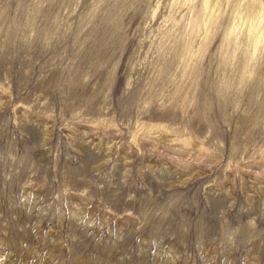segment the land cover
<instances>
[{
  "label": "rangeland",
  "instance_id": "374dc122",
  "mask_svg": "<svg viewBox=\"0 0 264 264\" xmlns=\"http://www.w3.org/2000/svg\"><path fill=\"white\" fill-rule=\"evenodd\" d=\"M197 2L0 0V264H264V35L253 53L224 2L216 23ZM21 103L52 116L49 151L16 127ZM148 129L160 155L132 143ZM67 130L115 139L99 172ZM119 148L138 151L126 183ZM140 158L167 168L141 180ZM66 194L85 198L82 222Z\"/></svg>",
  "mask_w": 264,
  "mask_h": 264
},
{
  "label": "bare ground",
  "instance_id": "6f19581e",
  "mask_svg": "<svg viewBox=\"0 0 264 264\" xmlns=\"http://www.w3.org/2000/svg\"><path fill=\"white\" fill-rule=\"evenodd\" d=\"M188 1V0H182ZM226 4V7L228 8V16L233 18L239 19L240 24V32L243 34V38L252 45L253 47V53L255 52L258 44L260 43L262 36L264 35V0H198L196 5L193 6H186V11L189 14H205L208 18V21L214 20V23H216L219 19V17L222 16V9L221 5L222 3ZM193 14V15H194ZM3 89V88H1ZM6 89H3V92L6 93ZM21 102H27L26 99H21ZM9 103V97L2 98L0 97V108L5 109ZM40 109V112L38 110ZM37 111L32 105H24V103H21V105H18L14 108V120L16 127L24 131L25 128H27V123L35 124L37 125L43 134V147H48V151L51 149V138L53 135V124L51 121L52 116L51 115H41V110L46 111L47 109L39 108ZM43 111V112H44ZM151 129L144 130L141 132H135L132 133V143L133 145H136L135 147H139L142 151V142L145 140H151L155 141L156 143V151L155 155H160L161 153L158 151L161 146L164 145V141L167 137L164 136V134H159L154 136L151 133ZM117 133L121 134V131H117ZM67 136V142L72 147L74 151H82V142L87 141V143L91 146V149L93 150L94 154L99 156L96 160L95 167L100 171V168L107 164L108 161L111 159L113 154V149L116 146L115 139L112 136H107L105 133L103 140L95 141L93 138H89L90 136L86 133V131H70L67 130L65 133ZM130 143L129 146L132 144ZM132 146V145H131ZM136 148V149H137ZM138 151L131 152V151H124L120 150V148L117 151V156L114 159V162L112 164V172L116 170L118 167V164H123V171H122V180L123 183H126L129 178L131 177V166L133 164V161L135 159V154ZM91 155L90 159L94 158ZM95 156V157H97ZM145 158V157H144ZM88 159V161L90 160ZM159 168H153L150 163L146 162L145 159L138 161L136 167H137V176L141 180L144 179L146 170L149 171H165L166 170V163L164 160L160 161ZM88 164V163H86ZM22 171H24L22 169ZM23 173H19L15 180L16 181H22ZM22 179V180H21ZM34 177L32 178V180ZM190 180V177L184 178L181 182H177L179 184H182ZM253 181V180H252ZM249 183V182H248ZM260 185V184H259ZM243 187V186H242ZM253 188V187H252ZM251 189V188H250ZM232 189L225 188L223 190H218L214 188H207L205 189V192L211 191L214 194H222L226 195L229 198V203L232 205L234 201V192L231 191ZM249 192V190H248ZM209 193V192H208ZM262 204H261V214H264V192H262ZM24 198L26 201L30 202L29 196L32 195L31 192H24ZM65 194H61L59 196L60 200L63 199ZM248 195V194H247ZM67 197V194H66ZM65 198V197H64ZM248 200V203H250L248 209L250 210L252 208V201H255L252 199L251 194H249L248 197H246ZM36 199V198H35ZM35 199L32 201V205L35 203ZM85 201V198L82 196H76V195H69L67 197V205L70 216L73 218V222L80 223L83 221V215H84V208H83V202ZM131 202L127 201V204H130ZM228 203V204H229ZM63 211L61 208H59L58 216L59 219H63ZM86 213V212H85ZM111 214H108L106 219L100 223V225H104L105 223H108V218ZM125 217V216H124ZM92 217H89V219ZM207 218V217H206ZM121 222H119L120 224ZM119 227V226H118ZM201 240V239H200ZM162 255H165L163 259L167 261V263H171L174 261L173 253L169 249L166 248V251L163 252ZM215 256V255H214ZM213 258V257H212Z\"/></svg>",
  "mask_w": 264,
  "mask_h": 264
}]
</instances>
